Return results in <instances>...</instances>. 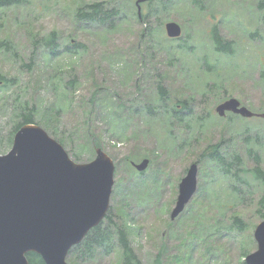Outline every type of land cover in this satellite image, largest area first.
<instances>
[{
    "label": "rangeland",
    "instance_id": "obj_1",
    "mask_svg": "<svg viewBox=\"0 0 264 264\" xmlns=\"http://www.w3.org/2000/svg\"><path fill=\"white\" fill-rule=\"evenodd\" d=\"M94 1L102 0H24L0 7V42L11 41L15 48L14 53L0 47V73L16 77L15 85L0 90V139L9 125L5 107L17 93L23 99L34 100L38 106L37 119L40 112L46 115L45 118L49 114L52 116L51 126L64 138V147L72 159L74 151L79 152L84 160L90 155L86 121L91 120L93 130L100 138V147L115 163L110 197V209L115 215L120 209L123 189L135 170L129 166L127 158L138 162L143 153L151 154L152 158L153 150L156 151L153 167L148 166L145 170V178L149 181L138 190L141 197L148 193L152 198L143 205L132 206L129 217L121 213L131 245L144 264H153L157 254H162L163 264H178L173 261V256L179 253L180 242L191 223L198 222L194 217H201L197 205L190 212L185 206L175 220L170 219V211L178 194V183L188 165L197 161L201 149L223 137H231L238 143L244 136L259 132L262 138L254 146L259 148L264 166V119L243 117L230 111L220 116L215 110L218 103L235 97L254 112L264 111V81L260 76L264 67V26L261 23L264 10L257 7L259 0H152L149 8L148 1L141 4L142 14L148 13V16L139 22L135 0H121L120 17H124L115 18L113 30L95 24L83 27L74 15L76 8ZM170 20L181 25V39L167 35L165 23ZM215 26L224 39L232 41L231 53L217 52L213 48L210 33ZM53 29L58 31L61 48L70 41H80L86 47L81 53L61 54L53 59H49L43 49H36L32 68L22 67L31 61L33 37L46 36ZM204 56L210 65L204 62ZM69 69H72L70 74H62V79L65 82L74 76L77 83L74 89H64L58 84V74ZM48 72L53 84L58 85L57 90L49 89ZM160 73L172 99L188 98L192 101L191 128L196 131L194 137L200 134L201 138L199 143L192 141L194 146L180 149L175 143L176 138L162 129L161 121L143 112H129L131 117L125 125L126 136L112 135L110 131L111 124L116 121L110 109L117 103L113 92L126 99H145L155 95L154 81ZM97 86L100 87L97 104H93L90 97ZM52 104L53 115L48 110ZM139 104L136 100L135 105ZM46 122L43 118L39 125L51 135L43 125ZM248 129L249 132L245 133ZM185 137L187 135L180 137L179 141ZM8 150L0 148V153ZM156 176L163 178L161 182H152ZM219 179L210 184L206 175H200L193 199L202 194L210 202L227 201L229 208L224 206L220 211L226 215L236 211L245 218L248 227L232 237L208 236L206 244L218 249L211 260L201 257L199 249H192V264H241L245 257L240 254L241 241H244L248 253L256 249L253 231L262 219L255 214L253 207H242L239 200L228 196V188ZM119 180L124 186L116 191L115 184ZM254 184L258 190L256 181ZM256 194H251L249 201ZM227 220H223L224 224ZM190 243L193 247L194 241ZM67 262L74 264L68 258ZM119 262L120 252L116 249L115 253L99 254L95 260L82 264Z\"/></svg>",
    "mask_w": 264,
    "mask_h": 264
},
{
    "label": "trees",
    "instance_id": "obj_2",
    "mask_svg": "<svg viewBox=\"0 0 264 264\" xmlns=\"http://www.w3.org/2000/svg\"><path fill=\"white\" fill-rule=\"evenodd\" d=\"M23 1L24 0H0V7L19 4ZM162 1L163 0H160V2ZM121 3V0L86 2L76 8L74 15L77 17L76 20H79L83 27H87L89 24H95L103 25L107 29L113 30L115 18L120 17L122 13ZM148 4L149 8L153 4L152 0H150ZM257 7L260 10H264V0H259ZM135 14L139 22L145 21L148 16V13H146L144 15L142 14V17L140 18L137 12H135ZM123 17L124 16L120 18ZM261 23L264 26V11L261 16ZM142 32L144 33L145 31ZM210 36L212 39V46L217 52L231 53L233 51L232 41L224 39L220 35L216 26L211 29ZM185 41L186 40H184L183 43ZM31 44L33 49L32 54L29 57L31 61L30 63H24L22 65V67L28 69H31L33 66L32 57L36 49H43L44 54L49 59H53L59 57L61 54L81 53L82 49L86 47V45L80 41H70L64 48H61L59 34L55 29L50 31L46 36L42 35L33 37ZM0 47L12 50L15 53V48L11 41L3 40L0 42ZM204 62L210 65V63L205 60V56ZM71 70L72 69H69L58 74V84H61L64 89H74L77 85L74 76L63 82L62 74H70ZM260 76L264 81V67L260 70ZM47 77L49 89L51 91L57 90L58 85L53 84L52 75H50L49 72ZM163 78L164 77L161 73L160 75H157V79L154 81L155 95L145 99H126L117 92H113L117 103L110 107L111 113L115 116L116 120L110 127L112 135L117 133L119 135L126 134L125 125L128 123V118L131 117L129 112H143L146 115H149L152 119H159L161 121L160 125L162 129H166L165 132L169 136L174 139L176 138L175 143L180 149L194 146L195 144L192 141L200 142V134L194 137L196 131L194 128H191V117L194 114L191 111L192 101L188 98L172 99L167 86L163 83ZM0 80V90L6 88L9 89L16 84V77L14 76H6L0 73ZM99 89L100 87L97 86L96 90L90 97V101L93 104L96 103V95ZM136 100H139V105H135ZM129 102H131V105L128 104ZM5 108L8 110L7 114H9V125L6 134L4 133L0 139V148L6 150L11 147L13 136L21 125L33 122L39 124V122H43V118L47 121L43 125L51 132V136L65 146L66 142L64 138L57 135L59 132L55 127L51 126L52 116H50V114H47L48 117L45 118L46 115L40 112L41 115L39 116V119H37L38 106L34 103V100L23 99V97L17 93ZM53 109L54 105L52 104L48 108V110L51 111V115H53ZM57 112L58 110L55 111V113ZM2 115L3 113L1 116ZM86 129L87 137L91 144V148H89L90 155L84 160L79 152L74 151L72 155L76 161L85 162L91 160L95 153V148L101 145L100 138L91 125V120L86 121ZM246 132H249V129L246 130L245 133ZM185 135H187V137L182 138V141H179V138ZM261 138L259 132L254 135L244 136L238 143H236L235 140H232L231 137H223L217 142L207 143V145H205L199 152L197 161L200 167L199 176L201 175L202 177L206 175L209 178L208 182L210 184H215L216 180L219 178L222 179L226 188H228V196L239 200L242 207H253L255 214L263 219L264 166L259 148L254 146V144L260 142ZM234 144L237 145L238 148ZM241 151H243L244 154H242ZM152 154V158L150 157L151 154L148 153H143L141 155L143 158L150 157L148 166H151V168L154 164V154L157 155V152L153 150ZM127 160L130 161L129 166L131 167V157L129 159L127 158ZM202 172H204V175H202ZM145 174L146 171H132L127 180L126 187L123 189L122 199L119 203L120 209L116 212L117 215L112 213L109 207L104 219L97 226L92 228L78 244L70 249L67 257L68 261H72L74 264H82L84 261L95 260L99 254L110 255L115 253V250L118 249L120 252L119 264H144L131 245L127 225L122 218V213L129 217V211L132 206L143 205L148 199L152 198L149 197L148 193L145 197H141L139 195L140 192H138L140 188H143L144 183L147 184L149 181V179L145 178ZM162 179V177L156 176L152 179V182L159 183ZM254 181H256L258 190L255 189ZM206 185L209 186L207 182ZM115 186L117 191L120 190L124 184L122 180H119ZM202 186L204 190H206L205 185L202 184ZM255 192H257L255 198L252 201H249L250 195ZM205 198L206 197H203L201 194L200 197L191 200L187 205V210L189 212L194 209L195 205H197V212H200L201 218H198L197 216L194 217L199 223H191V228L187 230L186 236H184L180 242L179 253H176V255L173 256V261H176L178 264H192V249L194 248L200 250L199 253L201 257L205 259L210 258L211 260L213 257L212 255H214L218 248L206 244L205 241H207L208 236L224 235L232 237L235 233L244 232L248 227L245 218L241 216V214L236 213V211H232L230 215L229 213L226 215L224 211H220L224 206L229 208L227 201L210 202ZM132 203L134 205H131ZM224 219L227 220L226 224H224ZM170 223L172 224V221H170ZM190 241H194L193 247ZM244 245V241H241V256H246L248 253V250ZM159 251L163 252L164 250L160 249ZM27 259L29 264H45L43 259L36 253L27 254ZM153 264H163L162 254L156 255ZM241 264H245L244 260L241 261Z\"/></svg>",
    "mask_w": 264,
    "mask_h": 264
},
{
    "label": "water",
    "instance_id": "obj_3",
    "mask_svg": "<svg viewBox=\"0 0 264 264\" xmlns=\"http://www.w3.org/2000/svg\"><path fill=\"white\" fill-rule=\"evenodd\" d=\"M136 0L140 14V2ZM171 38L182 35L174 20L165 23ZM220 116L230 111L243 117L259 116L235 97L215 107ZM149 158L132 165L144 171ZM115 163L101 147L95 156L77 162L65 147L37 123L21 125L9 150L0 153V264H29L27 254L36 253L45 264H69L70 249L97 226L110 207ZM198 189V162H191L178 183L170 211L175 220ZM256 249L244 257L245 264H264V219L253 231Z\"/></svg>",
    "mask_w": 264,
    "mask_h": 264
},
{
    "label": "flooded vegetation",
    "instance_id": "obj_4",
    "mask_svg": "<svg viewBox=\"0 0 264 264\" xmlns=\"http://www.w3.org/2000/svg\"><path fill=\"white\" fill-rule=\"evenodd\" d=\"M145 2H147V1H145Z\"/></svg>",
    "mask_w": 264,
    "mask_h": 264
}]
</instances>
